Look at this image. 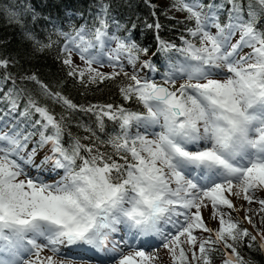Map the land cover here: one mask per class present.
Masks as SVG:
<instances>
[{
  "label": "snow or ice",
  "instance_id": "obj_1",
  "mask_svg": "<svg viewBox=\"0 0 264 264\" xmlns=\"http://www.w3.org/2000/svg\"><path fill=\"white\" fill-rule=\"evenodd\" d=\"M149 7L152 57L130 32L119 34L108 4L90 25L59 32L69 77L84 88L119 79L123 100L143 111L74 103L35 74L7 71L18 60L0 58V264H155L158 248L172 264H214L217 252L222 264H250L238 248L258 236L264 251V231L241 227L255 228L254 215L264 223V0H174L171 9L187 13L177 23L190 22L179 45L161 39ZM4 12L35 50L53 47L26 28V15L37 19L30 3ZM161 53L163 73L153 62ZM105 62L111 71L101 70ZM27 81L39 95L21 86ZM76 112L95 118L76 123L83 137L69 127ZM209 209L217 228L204 219Z\"/></svg>",
  "mask_w": 264,
  "mask_h": 264
},
{
  "label": "trees",
  "instance_id": "obj_2",
  "mask_svg": "<svg viewBox=\"0 0 264 264\" xmlns=\"http://www.w3.org/2000/svg\"><path fill=\"white\" fill-rule=\"evenodd\" d=\"M173 2L174 0H167L164 3L162 0H149L148 3H146V0H0V58L10 61L18 60L19 62L15 63L14 66H10L7 71L17 77L24 74H35L39 80L48 84L53 91L62 92L74 103L80 105H123L133 111H143L142 105L137 104L134 100H123L118 90V85L121 82L119 79L84 88L69 77L67 67L61 63V48L64 37L60 36L59 32L70 31L82 24L90 25L97 9L102 4H108L111 16L122 26L119 34L125 35L130 32L131 38L142 47H147L149 49L148 57H152V53L157 50L155 30L145 28V23L154 24L156 20L152 16L153 10L149 7V3L156 5V16L162 26L159 31L161 39L179 45L181 43L179 37L184 31L185 24L190 26V22L187 21H185V24L177 23V20L184 21L185 17L178 16L177 11L171 9ZM207 2L208 0H204L203 3L207 4ZM29 3L33 6L37 19L33 22L31 14L26 15L24 18L26 28L32 30L40 39L50 37L54 42L53 47L44 51L35 50L33 45L24 39L21 28L15 23H10L4 12L6 6H12L15 10L23 12L24 6ZM165 12H167V16ZM181 13L187 15V13ZM170 16H175L176 19H168ZM221 19L223 20L224 17H221ZM133 25H135V28L132 27ZM259 26L264 27V19L261 20ZM110 30L115 31L114 26ZM153 62L161 73L165 71L166 57L162 53L157 54L153 58ZM81 66L83 65L81 64ZM111 70V68L103 69L105 72ZM4 73L5 70L0 69V77ZM17 83H20V81L17 80ZM9 86H11L10 83L5 86V91ZM21 86H26L34 94L39 95L38 85L34 82L27 81ZM41 103L48 104L49 108L57 115L62 112L61 106L54 104L51 100L41 98ZM94 120L95 118L91 114L72 113L70 130L74 135L83 137L87 133L83 129L77 128L76 123H89L94 126ZM105 123L107 125L106 131L110 132L114 125L107 120ZM99 135L104 138L103 134ZM101 150L106 149L102 148ZM253 224L255 228L250 225L248 229L254 235L257 234V229L264 231V223L261 222L259 215L253 216ZM241 227L246 226L242 224ZM261 242L258 236L257 241L253 242V246L250 248L248 247L249 241L245 238L244 244L238 248L242 259L250 262V264H264V251L259 247ZM225 258L222 252L215 253L214 264H222V260ZM167 264H172V262Z\"/></svg>",
  "mask_w": 264,
  "mask_h": 264
},
{
  "label": "rangeland",
  "instance_id": "obj_3",
  "mask_svg": "<svg viewBox=\"0 0 264 264\" xmlns=\"http://www.w3.org/2000/svg\"><path fill=\"white\" fill-rule=\"evenodd\" d=\"M166 1H167V0H162L163 3L166 2ZM203 2H204V0H202V3H203ZM217 2H218V0H217ZM207 3H209V0H208ZM177 15H178V16L186 17V14L184 15V14L181 13V12H177ZM213 31H215V30H213ZM238 38H239V35H237V36L234 38V41H233V42H235V39H238ZM112 47H115V45L113 44ZM248 51H250V49H247V48L244 49V52H248ZM242 54H243V53H242ZM73 58H74V60H75V63L80 64V65L82 64V61L79 60L78 56H77L75 53H73ZM143 58H146V57H142V59H143ZM94 66H97V65H94ZM105 68H110V66L108 65L107 62H105L104 66H103V68H102L101 70L103 71V69H105ZM179 82H182V81H179ZM60 174L62 175L63 173L61 172ZM45 179H48V177H45ZM52 179H58V177L53 176ZM236 203H237V206H239L240 204H243L244 202L241 200V201H237ZM245 207H247V205H245ZM252 207H253V208H258V205H253ZM209 213H210V209L204 211V213H203V215H204V219H205L206 223H208V225H209L210 227H212V228H217V227H218V223H217V221H215V220H210V219H209ZM232 215H233L234 218L239 217V218L242 219V218L244 217L245 213H244L243 211H240V212H238V213H237V212H233ZM242 224H244L247 228L250 226V225L247 224V223H242ZM145 251L152 252L153 250H152V249H145ZM155 254H156L158 257H160V259H157V260L155 261V264H167L168 262H172L169 253H168L166 250L162 249V248H158V249H156V250H155ZM44 255H51V253H50L49 251L45 250ZM27 258H28V257L26 256L25 259H27ZM60 259H65V257H60ZM76 264H79V262H76Z\"/></svg>",
  "mask_w": 264,
  "mask_h": 264
}]
</instances>
